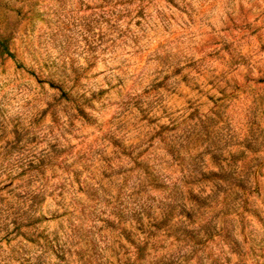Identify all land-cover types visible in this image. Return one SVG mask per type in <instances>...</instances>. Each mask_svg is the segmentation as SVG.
<instances>
[{"label": "clouds", "instance_id": "obj_1", "mask_svg": "<svg viewBox=\"0 0 264 264\" xmlns=\"http://www.w3.org/2000/svg\"><path fill=\"white\" fill-rule=\"evenodd\" d=\"M0 264H264V0H0Z\"/></svg>", "mask_w": 264, "mask_h": 264}]
</instances>
